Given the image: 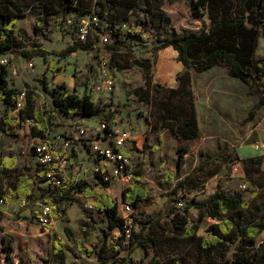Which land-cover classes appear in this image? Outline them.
I'll return each instance as SVG.
<instances>
[{"label": "trees", "instance_id": "obj_1", "mask_svg": "<svg viewBox=\"0 0 264 264\" xmlns=\"http://www.w3.org/2000/svg\"><path fill=\"white\" fill-rule=\"evenodd\" d=\"M185 1L189 4L192 16L200 20L207 17L208 24L201 31L176 32L167 29L168 18L161 10L164 2L174 3ZM34 9L37 16L33 27V39L24 36L23 43L17 46V21L25 11ZM130 12L142 16L138 20L141 31L137 36L145 41L143 32L149 31V26L159 18V35L153 38V48L156 54L167 48L178 53V61L184 70L176 77V88H163L165 97L156 103V121L151 130L163 134L167 131L181 141L198 139L201 134L197 101L193 89L194 75L204 74L220 66L227 68L228 75L244 83H251L256 88L259 78H262L264 60L255 58V51L260 37H264V0H0V57L12 54L26 60L34 58L47 59L55 56L58 59L50 60L47 70L57 77L62 72L61 60L77 52L92 53L105 49L110 58V69L117 68V59L123 51L130 50L120 33L112 31V41L99 46L97 42L102 35L109 36V28H114L122 19H126ZM73 18L69 27L72 43L64 50L56 52L44 47L41 40H50L49 27L52 18L61 15L67 20L68 15ZM96 15L99 25L96 27L100 37L94 41L89 39L80 41L78 35L81 30L83 15ZM146 16L150 20H146ZM87 18V17H86ZM149 36V35H148ZM149 36V41L151 42ZM131 67L138 70L145 80V90L157 89L150 72L148 61L134 60ZM167 64H161L160 73L166 71ZM7 68L0 66V103L6 107V112L0 116V132H6L15 124H24L33 120V135L41 138V143L50 140L52 112L37 108L38 95L36 88L25 84V101L17 115H12L20 91L10 88L7 80ZM43 83L46 91L47 83ZM64 85L55 86L50 91L52 108L59 114L81 118L99 117L101 121L110 122L113 114L110 106H101L96 101V94L91 90L89 94L79 97L65 91ZM263 93V91H262ZM264 104V97L263 102ZM115 117L112 118V121ZM34 152V147L32 148ZM186 147L177 150V173L180 174L182 159L187 154ZM74 155H72V158ZM225 159L216 154L207 156L194 173L178 181L170 193L171 196L191 194L201 183L198 173L205 166ZM262 159H250L248 165H255L253 174H261ZM17 159L13 155H0V202L7 204L12 198L34 202L40 200L51 205V217L59 220L62 217L59 208L63 202L78 204L88 221H80L82 234L87 239L96 231L95 224L100 217L104 227L99 230L95 244L87 247L82 240L67 244L58 235L51 239V256L42 259L43 264H68V257L74 259L72 264H136L132 254L137 249L148 251L158 249L157 237L168 236L163 242L177 243L186 241L191 245L192 264H264V240L256 245L257 239L264 234V195L261 203L251 205L245 201L240 191H225L217 189L206 198H186L183 210L176 209L175 205L168 209L166 215L131 214V223L120 213V203L109 193V185L86 181L73 184V180L62 181L59 187H54L46 175V169L35 164L32 172L12 177L16 169ZM31 171V170H30ZM132 183L122 192V202L130 205L133 210L140 205L148 204L151 200L150 191L143 182L142 172L132 170ZM2 176L11 181L4 187ZM204 176V175H203ZM213 175H207L212 177ZM166 177L174 183L173 174ZM13 178V179H12ZM264 189V183L258 186ZM81 195L84 198L94 199V210L86 208L82 200L71 198L69 192ZM256 197V196H255ZM254 198V197H253ZM177 201L176 198H171ZM196 209L198 220L189 219L187 211ZM2 208L0 207V214ZM164 218L169 219L161 226ZM204 219L213 220L208 229V237L199 235L198 222ZM167 226V227H166ZM126 227L130 236L126 237ZM87 228V229H85ZM161 228L160 234L157 230ZM117 232V235H115ZM10 236V235H9ZM4 258L0 257V264H15L12 259L13 248L11 243H5L1 249ZM17 264H22L19 262ZM146 264H162L161 259H154ZM175 264H182L180 260Z\"/></svg>", "mask_w": 264, "mask_h": 264}, {"label": "rangeland", "instance_id": "obj_2", "mask_svg": "<svg viewBox=\"0 0 264 264\" xmlns=\"http://www.w3.org/2000/svg\"><path fill=\"white\" fill-rule=\"evenodd\" d=\"M161 10L165 12L168 18L167 29L170 31L174 30L178 33L185 31L198 32L208 24L206 16L200 20L195 19L192 16L189 4L185 1L164 2L161 5ZM89 16L91 15L89 14ZM86 17L88 15H83L82 19H86ZM36 18L34 9H30L25 11L18 19L15 34L17 46L20 45V42L23 43L25 35L29 39L34 38L33 27ZM72 18V14L68 15L67 20H64L61 15L52 18L49 27L50 40H41L45 48L60 52L72 43L69 35ZM141 18L143 17L130 12L127 18L122 19L117 26L109 28L108 33L109 42L113 39L112 31H117L126 44L131 47L130 50L123 51L121 57L117 59V68L110 69L107 64L108 73L115 81V89L109 98L110 100H108L111 104L110 109L113 117H115V121H112L113 117L110 119V128L118 130L132 129V136L136 138L137 143L134 144L130 153L131 171L139 170L142 172V180L147 185L151 195L150 202L133 210L132 215L138 212L143 215L162 214L164 216L172 205L182 211L186 198L203 199L213 194L217 189L230 192L240 191L244 200L251 205L261 203L260 199L264 195V189L261 190L258 186L264 183V174H253L249 177L247 171H253L255 165H248L247 170L246 161L261 158V169L264 172V104H262L264 69L262 70V78H259L256 88H253L251 83L247 84L231 78L227 73V68L220 66L208 73L194 75L193 89L201 125L200 137L188 143H183L171 131H167L162 135L157 131L153 132L150 128L154 127L156 121V110L158 108L156 103L165 97L164 92L161 90L170 83L171 80L169 83L165 80V74L168 70L171 72L172 69L167 67L163 74L160 73V66L164 63L159 59L153 48V38L159 35V18L151 23L149 31L143 32V34L151 37V42H145L137 36L139 31L136 30V27L138 20ZM146 20H150V17L146 16ZM89 37L95 41L97 37H100L98 30H91ZM97 44L103 47L100 39ZM254 56L256 59L264 60V37L259 38ZM4 57L10 58L11 65L18 73L17 77L11 76L7 67L9 87L20 91L21 94L24 92L26 83L32 85L36 88L38 95L37 108L52 112L51 141L59 146L64 137L73 139L71 151L74 157L68 169L70 175L74 176L76 172H81L82 170L78 171V169L83 165L90 168L91 144L96 139H99V141L102 139L101 137L95 138L93 131L98 126L100 119L96 116L81 118L76 116L66 117L59 114L52 108L50 91L55 86L64 85L66 92L82 97L89 94L91 90H95L100 79V59L104 58L108 63L110 60L107 51L101 49L99 53L94 51L92 53L77 52L72 54L61 60L62 72L57 77H53L52 73L47 70L48 62L58 59L55 56H48L46 60L41 58L26 60L20 56H12V54ZM134 60L149 62L150 72L153 75L152 79L155 87H157L156 90H145V80L141 73L131 67ZM29 64H32L33 67H30ZM42 79L47 83L48 90L46 91L43 89V83L39 81ZM172 80L174 81V78ZM102 97L101 99H103ZM5 112L6 107L0 103V116ZM113 122H115V125H113ZM76 124L90 131L88 137H92V139L80 137L76 139L77 134L73 130V126ZM33 127L29 124L17 123L6 132H0L1 157L13 155L17 159L16 169L12 172L14 178L32 172L36 164L34 163L32 148L41 142V138L33 135ZM181 146L186 147L188 152L182 159V168L179 174L177 173L176 164L178 159L177 150ZM75 148H79L78 151ZM216 154L225 159L227 163L214 161L205 166L204 170L198 173L201 183L191 194L180 193L176 197L170 195L178 181L194 173L199 165L206 161L207 156ZM168 173L173 174L174 183L167 179L166 174ZM207 175L213 176L207 177ZM80 179H83V177H80ZM85 179L92 184L97 183L90 173L83 180ZM2 180L4 187L11 181L7 176H2ZM131 183L132 181L120 180L109 186L108 193L118 200L120 206L123 204L122 192ZM69 195L71 198H77V195L72 191L69 192ZM171 198H176L177 201H172ZM12 200L15 203H12L13 206L4 207V209L8 208L6 215L0 214V241L3 239L1 249L6 242L11 243L10 241H12L16 244V247L21 246L25 250L31 249L29 256L31 260L27 259V264H43L42 259L48 258L45 250L50 248V238L39 236L34 238L30 225L32 220L35 219V208L33 206L27 209L21 208L20 201L16 198ZM82 201L85 205L88 204V200L83 199ZM66 204L68 205V203ZM3 205L4 203L1 204V206ZM80 215H83L85 219L80 220ZM187 215L189 219L198 220L196 209H189ZM68 219L71 222L69 228L72 237L70 244H72L73 239L82 233L80 221H88V219L78 204L72 207L69 206ZM168 220L164 218L161 226H164ZM212 223L213 220L209 219L198 222L199 235L208 237V229ZM36 224L39 229L48 230L37 222ZM104 225V222L98 217L95 224L96 231H93L87 239L84 238L87 247L96 243L99 230ZM160 232L161 228L157 230V234H160ZM115 235H117V232H115ZM167 236L168 231L165 232L164 237H161V235L157 237L158 249L150 248L148 251L141 248L137 249L132 254L136 264H146L159 258L162 264H175L177 260H180L182 264H192L191 245L186 241L163 242ZM263 240L264 234L257 239L256 245H260ZM26 241L27 243H25ZM28 245H30V248H28ZM39 246L42 249L38 250ZM73 261L74 259L70 255L68 264H72Z\"/></svg>", "mask_w": 264, "mask_h": 264}, {"label": "built area", "instance_id": "obj_3", "mask_svg": "<svg viewBox=\"0 0 264 264\" xmlns=\"http://www.w3.org/2000/svg\"><path fill=\"white\" fill-rule=\"evenodd\" d=\"M99 25V18L96 15L87 17L86 19L81 20V30L78 35L80 41H87L90 35L91 30H96V27ZM137 31H141V27H136ZM145 41H149V36L144 34ZM102 45H105L109 42V36L104 34L100 38ZM97 52V51H96ZM99 53V51L97 52ZM108 56V55H107ZM108 61L104 58L100 59V68H99V83L95 87L96 101L101 104V106H106L110 102V96L112 95L115 89V81L113 77L108 73L107 70ZM0 66L8 67L10 70V75L17 77V70L11 65L10 58H5L4 56L0 57ZM30 67H33L32 64H29ZM101 96H103L101 99ZM25 101V90L18 96L16 103V108L12 112L13 115H17L19 110L23 107ZM25 124L31 126L35 125L33 120H27ZM75 134H77L76 139L88 138L89 140L92 137H88L90 131H87L81 125L76 124L73 126ZM94 137L102 138L92 142V151L90 169L83 165L74 176H71L68 172L70 168L72 158V149L71 145L74 142L71 138H63L61 145L57 146L53 141L47 140V142L39 143L34 146V159L37 165L46 169V177L52 181L54 187H59L62 181L70 180L74 181L73 184L83 180L88 176V173L92 174L93 179L97 183L112 185L114 182L120 180L132 181L133 175L131 173V157L127 151L128 147L132 142V135L129 130H118L116 128H110V124L104 121L99 120L98 126L93 129ZM50 138V136H49ZM60 147V148H59ZM83 177V179H80ZM89 182V181H86ZM3 204V202H0ZM32 202L27 200H20L21 208H27L31 205ZM36 210L35 212V221L42 227L49 229L54 224V219L51 217V205L44 203L40 200L34 201L32 203ZM87 209L94 210V204L89 203L85 205ZM133 212V208L130 205L122 204L120 206V213L126 219L127 225H130L131 218L130 215ZM124 213V215H123ZM126 215V216H125ZM130 231L126 227V237L129 238Z\"/></svg>", "mask_w": 264, "mask_h": 264}, {"label": "crops", "instance_id": "obj_4", "mask_svg": "<svg viewBox=\"0 0 264 264\" xmlns=\"http://www.w3.org/2000/svg\"><path fill=\"white\" fill-rule=\"evenodd\" d=\"M157 56H159V59H161L163 61V63L167 64L168 69H172L171 72H170V70H168L167 73L165 74L166 75V79L165 80L168 83L171 80L168 85H165V87L172 88V89L176 88L177 87L176 77H177L178 74L182 73L183 70H184L183 65L179 61L175 62V60L178 57V53L176 51H174L172 48H167L165 50H162V51L158 52ZM212 70H210V71H212ZM210 71H208V72H210ZM208 72H206V73H208ZM172 75H173L174 81L172 80L173 79ZM113 121H115V120H113ZM113 123H114L113 125H115V122H113ZM126 130H129L131 132V135H132V129L129 128V129H126ZM182 142L183 143H188L190 141H182ZM135 143H137L136 138L132 136L131 145L127 149L128 153H129V156H131L130 153H131V150H133V146H134ZM78 149L79 148H75V150H77V151H78ZM34 163H36L35 159H34ZM89 183H91V182H89ZM76 197L79 198L80 200L86 199V200H88L89 203L94 204V199H92V198H84L81 195H77ZM12 199H14V198H12ZM12 199L10 201L11 203L9 202L7 204H4L3 206H1V203H0V207L2 208V213L1 214L3 216L6 215V212L8 210V208L4 209V207L5 206H13L15 204L14 200H12ZM16 200L20 201V199H18V198H16ZM12 203H14V204L12 205ZM74 205L75 204H71V203H68V205H67L66 202H63L60 205V208H59V212H60V214L62 213V217L59 220H54L53 226L50 229H48V230L39 229V226L36 224L35 219L32 220V224L33 225L32 224L30 225V229L33 231V236H35L34 238H38V236L39 237L50 238V242H49L50 243V245H49L50 248L48 250H45V253L48 256V258L51 256V251H52L51 239H52L53 235H58L67 244H70L71 241H72L71 240L72 239L71 230L69 228L71 222L68 219V211H69V206L72 207ZM31 206L34 207V205H32V203L29 206V208ZM27 208H24V209H27ZM33 218H34V215H33ZM84 219H85L84 216L80 215V220H84ZM24 224H25V222H24ZM84 238L85 237L81 233V235H79L77 238H75L73 240L76 241V240L79 239V240L84 241L85 240ZM2 241H3V239H1V241H0V257L4 258V254L1 252V246L3 244ZM10 242H11V245H12V248H13L12 259H13L14 263L17 264L19 262H22V264H27V259L29 261L31 260V258L29 257L31 249L30 250L29 249L25 250L21 246L20 247H16V244L14 242H12V241H10ZM25 243H27V241ZM28 248H30V245H28ZM40 249H42V248L39 246L38 250H40Z\"/></svg>", "mask_w": 264, "mask_h": 264}, {"label": "bare ground", "instance_id": "obj_5", "mask_svg": "<svg viewBox=\"0 0 264 264\" xmlns=\"http://www.w3.org/2000/svg\"><path fill=\"white\" fill-rule=\"evenodd\" d=\"M50 228H51V227H50ZM50 228H49V229H50Z\"/></svg>", "mask_w": 264, "mask_h": 264}]
</instances>
